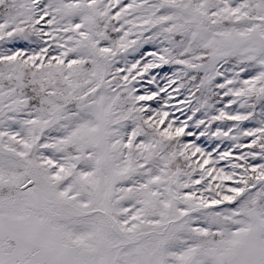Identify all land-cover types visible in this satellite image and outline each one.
I'll use <instances>...</instances> for the list:
<instances>
[{"label":"snow or ice","instance_id":"6c2138e0","mask_svg":"<svg viewBox=\"0 0 264 264\" xmlns=\"http://www.w3.org/2000/svg\"><path fill=\"white\" fill-rule=\"evenodd\" d=\"M0 264H264V0H0Z\"/></svg>","mask_w":264,"mask_h":264}]
</instances>
